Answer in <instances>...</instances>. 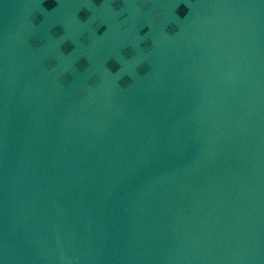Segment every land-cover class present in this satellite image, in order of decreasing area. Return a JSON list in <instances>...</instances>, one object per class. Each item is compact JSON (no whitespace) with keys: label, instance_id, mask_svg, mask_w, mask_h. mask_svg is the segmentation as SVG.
<instances>
[{"label":"water","instance_id":"water-1","mask_svg":"<svg viewBox=\"0 0 264 264\" xmlns=\"http://www.w3.org/2000/svg\"><path fill=\"white\" fill-rule=\"evenodd\" d=\"M0 264H264V0H0Z\"/></svg>","mask_w":264,"mask_h":264}]
</instances>
